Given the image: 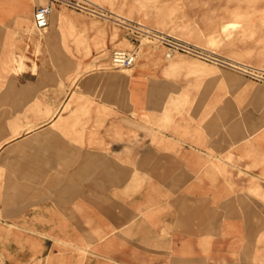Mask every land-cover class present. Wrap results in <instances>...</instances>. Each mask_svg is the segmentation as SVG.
Returning a JSON list of instances; mask_svg holds the SVG:
<instances>
[{"label": "rangeland", "instance_id": "obj_1", "mask_svg": "<svg viewBox=\"0 0 264 264\" xmlns=\"http://www.w3.org/2000/svg\"><path fill=\"white\" fill-rule=\"evenodd\" d=\"M87 1L109 9L130 26L140 23L183 38L262 78L187 54L167 58L161 47L131 27H118L63 4L51 9L47 28L36 30L31 12L45 0H0V251L35 250V221L44 211L49 214L50 205L72 201L75 173L64 175L61 168L69 154L73 160L77 146L91 145V134L85 133L92 120L98 125L91 117L96 102L127 100V72L154 76L165 63L201 62L203 66L165 74L174 78L173 85L183 86L173 103L180 115L197 108L207 113L220 104L232 113L250 102L251 86L264 88V0ZM226 21L234 25L223 28ZM112 32L117 39L110 42ZM113 49L134 50L133 65L113 67ZM110 74L124 76L113 79ZM169 97L151 93L146 101L172 104ZM261 98L259 115L264 118V94ZM146 113L145 120L152 112ZM235 148L238 160L250 161L243 165L246 170L264 165V128ZM5 263L0 257V264Z\"/></svg>", "mask_w": 264, "mask_h": 264}, {"label": "crops", "instance_id": "obj_2", "mask_svg": "<svg viewBox=\"0 0 264 264\" xmlns=\"http://www.w3.org/2000/svg\"><path fill=\"white\" fill-rule=\"evenodd\" d=\"M200 66L132 72L126 101L96 102L91 145L61 168L74 170L72 201L35 221V250L1 249L5 264H264V165L246 170L235 148L264 128V88L251 86L232 113L175 114L183 86L165 74ZM151 93L172 104L147 102Z\"/></svg>", "mask_w": 264, "mask_h": 264}, {"label": "built area", "instance_id": "obj_3", "mask_svg": "<svg viewBox=\"0 0 264 264\" xmlns=\"http://www.w3.org/2000/svg\"><path fill=\"white\" fill-rule=\"evenodd\" d=\"M54 4H63L96 17L109 21L111 20L118 27H131L135 33L143 35L147 40L153 42L156 46L161 47L163 49V54L166 57H172L176 53L187 54L203 61H209L235 69L253 78H262L254 73L251 68L231 62L227 58L183 38L140 23H135V25L130 26L124 18L115 15L109 9L93 4L87 0H47V3L35 6L31 15V22L34 29L40 30L48 24V17ZM131 39H134V37H131ZM135 57L136 54L134 50L113 49L109 54V62L113 67L128 68L133 65Z\"/></svg>", "mask_w": 264, "mask_h": 264}, {"label": "bare ground", "instance_id": "obj_4", "mask_svg": "<svg viewBox=\"0 0 264 264\" xmlns=\"http://www.w3.org/2000/svg\"><path fill=\"white\" fill-rule=\"evenodd\" d=\"M52 9V8H51ZM51 12V11H50ZM239 12V11H238ZM223 22V21H222ZM48 25V24H47ZM47 25L44 27V28H47ZM234 25V22L233 21H226V22H224L223 24H222V27L223 28H226V27H230V26H233ZM44 28H42V29H44ZM41 30V29H40ZM234 30V29H233ZM109 38H110V42H113V41H115L116 39H117V35L114 33V32H112L111 33V35L109 36ZM85 39V38H84ZM210 39V38H209ZM80 41V40H79ZM210 41V40H209ZM77 42V41H76ZM166 57V56H165ZM167 58H171V57H167ZM135 62V61H134ZM234 70V69H233ZM116 76V75H115ZM118 76V77H117ZM116 77L118 78V79H122L123 78V76L124 75H121V77H120V75H117ZM128 76H130V72H127L126 73V76H124V77H128ZM112 164V163H111ZM128 167V166H127ZM129 168V167H128ZM123 176V175H122Z\"/></svg>", "mask_w": 264, "mask_h": 264}]
</instances>
